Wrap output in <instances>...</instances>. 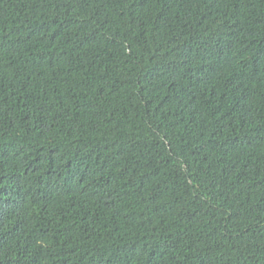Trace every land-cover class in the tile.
<instances>
[{
  "label": "trees",
  "instance_id": "obj_1",
  "mask_svg": "<svg viewBox=\"0 0 264 264\" xmlns=\"http://www.w3.org/2000/svg\"><path fill=\"white\" fill-rule=\"evenodd\" d=\"M0 264H264V0H0Z\"/></svg>",
  "mask_w": 264,
  "mask_h": 264
}]
</instances>
